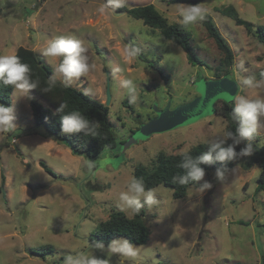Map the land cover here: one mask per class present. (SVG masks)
<instances>
[{
    "label": "rangeland",
    "instance_id": "1",
    "mask_svg": "<svg viewBox=\"0 0 264 264\" xmlns=\"http://www.w3.org/2000/svg\"><path fill=\"white\" fill-rule=\"evenodd\" d=\"M103 3L105 0H0V54L14 55L23 47L36 52L53 69L59 61L50 62L42 55L48 42L59 36L81 40L88 50V62L95 68L72 87L83 92L91 89L89 96L109 108L122 142L119 149L93 160L75 156L34 122L30 107L31 100L38 99L34 92L26 97L12 94L16 129L0 133V264H64L67 256L79 253L93 254L109 264H260L264 256V191L257 193L256 189L261 169L244 163L224 173L222 179L217 172H205L197 183L212 187L203 193L191 187L183 199H174L169 188L156 187L158 202L141 210L150 240L135 245V257L108 256V246H92L89 238L113 213L135 215L122 207L119 196L137 165L151 166L160 152L178 155L223 139L226 121L215 113V106L235 103L237 96H264V88L248 89L242 84L244 78L259 80L264 74V46L217 11L232 5L242 19L264 26V0H209L200 5L234 54L230 74L220 78L216 68L222 66L223 54L202 20L184 25L204 63L192 66L186 53L160 31L112 10L101 15L97 10ZM123 4H152L177 24H182L181 6H189L170 4V0H123ZM132 44L155 68L137 56L128 59L126 46ZM116 68L121 71L114 72ZM122 79H131L138 86L135 104L128 102ZM255 140L264 145V117L258 122ZM121 239L125 238L114 240ZM41 246H52L53 255L45 259L30 255L31 248Z\"/></svg>",
    "mask_w": 264,
    "mask_h": 264
},
{
    "label": "trees",
    "instance_id": "2",
    "mask_svg": "<svg viewBox=\"0 0 264 264\" xmlns=\"http://www.w3.org/2000/svg\"><path fill=\"white\" fill-rule=\"evenodd\" d=\"M207 1L209 0H170V4L194 6L201 5ZM112 11L116 14L128 15L135 20L142 21L145 26L160 31L167 40L180 47L186 53L189 64L192 66L204 65L192 45L193 39L190 31L183 24L171 23L154 5L128 7L123 4L121 8ZM217 11L232 19L238 26L244 27L249 34L254 35L258 42L264 46V26H255L253 23L242 19L237 9L232 5L219 8ZM201 22L209 37L215 41L218 49L223 54L222 66L216 68L217 78L230 74V69L234 63V54L229 43L220 33L210 14H205ZM131 47L137 50L135 56L140 61L149 63L147 57L138 46L132 44ZM14 55H17L23 63L30 66L33 79L39 82L38 88L31 90L38 99H32L30 107L34 122L43 126L47 137H51L58 143L67 146L75 156H85L89 160L100 157L108 150L119 149L122 142L117 137L109 117V108L105 104L89 95H84L82 90L72 86L64 88L59 81L56 82L51 91L43 92L48 87V79L53 74V69L46 65L33 50L20 47ZM150 66L155 68L152 64ZM12 94L13 89L10 86L0 84V104L12 107ZM60 103H67L68 105L65 114L69 111L77 110L90 121L99 122L97 130L99 135L93 137L86 136L84 133L62 134L60 124L62 114L56 111ZM233 107L234 102H222L215 106V113L221 115L226 121V132H235L237 126L236 121L231 117ZM227 142L229 144L232 143L230 139ZM253 143L255 151L251 156L237 155L232 161L222 163L214 160L210 164L201 166L205 172H217L219 170L223 173L233 171L242 163L248 167H258L261 169V173L256 192H263L264 145H260L256 140ZM244 146V144L237 146L236 152L239 154ZM207 147L208 143L199 144L188 152L178 155H167L164 152H160L151 166L137 165L134 168V177L143 180L146 190L164 186L172 190L174 199H183L187 196L191 187L199 188L202 184L189 181V184L182 186L178 183L174 184L172 178L178 174H184V170L180 169L178 165L185 154H190L193 158H196L207 151ZM41 165L46 172L54 176L55 173L50 168L44 163H41ZM117 237H124L130 240L133 245H146L150 240V231L145 221L144 212L141 211L132 218H129L123 212L113 213L108 220L102 222L99 228L91 234L89 242L92 246L97 243L108 246ZM29 253L31 256L45 259V257L53 255L54 248L52 246H41L31 248ZM260 264H264V256Z\"/></svg>",
    "mask_w": 264,
    "mask_h": 264
},
{
    "label": "clouds",
    "instance_id": "3",
    "mask_svg": "<svg viewBox=\"0 0 264 264\" xmlns=\"http://www.w3.org/2000/svg\"><path fill=\"white\" fill-rule=\"evenodd\" d=\"M123 6V0H105L98 12L105 15L110 10L119 9ZM205 10L200 5L181 6V22L189 26L204 19ZM127 57L131 59L136 55V49L127 45ZM85 48L81 40L71 36H59L50 40L44 49L42 55L52 60H58V63L52 65V75L48 79V87L43 92H49L59 81L64 88L71 87L72 84L81 77H86L91 70L95 68L94 64H89ZM120 72V68L113 70ZM38 80L33 79L30 66L23 63L17 55L0 54V84L10 86L13 89V95L21 94L26 97L31 90L38 88ZM244 87L248 89L264 88V74L256 80L252 77L244 78L242 81ZM121 86L126 90L128 102L135 104L138 99V86L131 79H122ZM91 89H85L84 95H89ZM67 103H60L56 110L61 115V132L65 135L84 133L86 136L96 137L99 135V122L90 121L79 111L73 110L65 114ZM231 117L236 121L235 132L228 131L223 139L209 141L207 151L193 158L190 154H185L178 167L184 170L183 175H176L172 178L173 183L179 185L189 184V181L200 182L205 177V170L201 165H207L214 160L218 162H227L234 160L237 155L251 156L254 149V140L258 132V122L264 117V96L256 99H249L246 96H237ZM16 120L15 110L0 104V133H9L16 129L14 121ZM231 140L229 144L227 141ZM244 144L239 154L236 147ZM224 173L217 171V177L222 179ZM210 183H203L198 191L203 193L210 189ZM154 189L145 188L141 178L133 177L126 187V191L120 193L119 199L124 209L130 213L139 214L141 210L148 205L151 207L158 201ZM143 199V203L141 202ZM97 248L104 249L102 243L95 245ZM108 256L118 255L119 258H132L137 255V246L128 239L114 240L107 247ZM64 264H109L108 260L96 258L93 254L79 253L75 256L69 255L65 258Z\"/></svg>",
    "mask_w": 264,
    "mask_h": 264
},
{
    "label": "water",
    "instance_id": "4",
    "mask_svg": "<svg viewBox=\"0 0 264 264\" xmlns=\"http://www.w3.org/2000/svg\"><path fill=\"white\" fill-rule=\"evenodd\" d=\"M234 87L236 88V86L234 85ZM110 85L108 84V87H107V102L106 104L109 105L110 101H111V92H110Z\"/></svg>",
    "mask_w": 264,
    "mask_h": 264
},
{
    "label": "crops",
    "instance_id": "5",
    "mask_svg": "<svg viewBox=\"0 0 264 264\" xmlns=\"http://www.w3.org/2000/svg\"><path fill=\"white\" fill-rule=\"evenodd\" d=\"M68 151L67 152H71L69 149H67Z\"/></svg>",
    "mask_w": 264,
    "mask_h": 264
}]
</instances>
